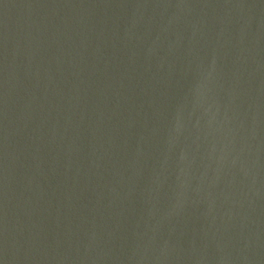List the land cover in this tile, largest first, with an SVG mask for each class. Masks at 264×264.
Masks as SVG:
<instances>
[{
	"label": "water",
	"instance_id": "1",
	"mask_svg": "<svg viewBox=\"0 0 264 264\" xmlns=\"http://www.w3.org/2000/svg\"><path fill=\"white\" fill-rule=\"evenodd\" d=\"M0 264H264V0H0Z\"/></svg>",
	"mask_w": 264,
	"mask_h": 264
}]
</instances>
